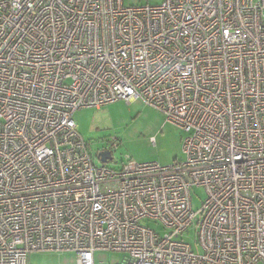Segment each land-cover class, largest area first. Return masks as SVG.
Here are the masks:
<instances>
[{
    "label": "built area",
    "instance_id": "2783aa9c",
    "mask_svg": "<svg viewBox=\"0 0 264 264\" xmlns=\"http://www.w3.org/2000/svg\"><path fill=\"white\" fill-rule=\"evenodd\" d=\"M118 100L182 129L186 159L98 164L74 114ZM49 250L264 264V0H0V264Z\"/></svg>",
    "mask_w": 264,
    "mask_h": 264
},
{
    "label": "rangeland",
    "instance_id": "374dc122",
    "mask_svg": "<svg viewBox=\"0 0 264 264\" xmlns=\"http://www.w3.org/2000/svg\"><path fill=\"white\" fill-rule=\"evenodd\" d=\"M163 0H124L126 7L140 6L147 3L160 4ZM78 132L89 145L91 154L98 164V152L107 149L112 152L113 161L107 163L111 168H118L131 159L136 162H158L161 165L185 160L183 151L185 132L178 126L166 122L163 113L154 106L137 100L113 101L101 107L88 106L80 108L74 114ZM114 142L117 146H113ZM192 201L194 209L202 207L206 191L203 187L193 186ZM160 235L166 229L156 220L144 219L142 222ZM196 227L183 235L185 241L196 253H201L200 241ZM128 254L119 251H96L95 264H119ZM28 264H77L75 251H32Z\"/></svg>",
    "mask_w": 264,
    "mask_h": 264
},
{
    "label": "water",
    "instance_id": "95a60500",
    "mask_svg": "<svg viewBox=\"0 0 264 264\" xmlns=\"http://www.w3.org/2000/svg\"><path fill=\"white\" fill-rule=\"evenodd\" d=\"M103 162L107 163L113 160V156L110 150H103L101 152L98 153V155Z\"/></svg>",
    "mask_w": 264,
    "mask_h": 264
},
{
    "label": "flooded vegetation",
    "instance_id": "af4514ba",
    "mask_svg": "<svg viewBox=\"0 0 264 264\" xmlns=\"http://www.w3.org/2000/svg\"><path fill=\"white\" fill-rule=\"evenodd\" d=\"M101 152V151H100ZM99 153V152H98Z\"/></svg>",
    "mask_w": 264,
    "mask_h": 264
}]
</instances>
